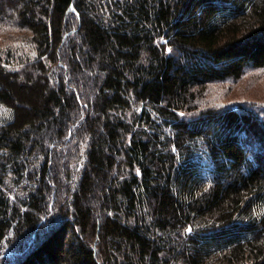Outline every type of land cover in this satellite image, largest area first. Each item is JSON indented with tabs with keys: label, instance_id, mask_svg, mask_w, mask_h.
<instances>
[{
	"label": "trees",
	"instance_id": "trees-1",
	"mask_svg": "<svg viewBox=\"0 0 264 264\" xmlns=\"http://www.w3.org/2000/svg\"><path fill=\"white\" fill-rule=\"evenodd\" d=\"M0 28L31 48L0 44V264H264V117L200 103L264 67V0H0Z\"/></svg>",
	"mask_w": 264,
	"mask_h": 264
},
{
	"label": "rangeland",
	"instance_id": "rangeland-1",
	"mask_svg": "<svg viewBox=\"0 0 264 264\" xmlns=\"http://www.w3.org/2000/svg\"><path fill=\"white\" fill-rule=\"evenodd\" d=\"M12 31L14 30L0 28V44L5 45L9 43L14 48L17 47L22 51L29 52L31 48L27 43L28 41L18 38L21 36L18 31ZM97 71V67H93L89 73L96 76ZM200 103L204 106L219 107H237L239 104H243L257 109L264 117V67H249L238 79L211 82L205 90ZM11 116V109L5 104L0 103V123ZM84 147L85 144L82 143L80 145L81 150Z\"/></svg>",
	"mask_w": 264,
	"mask_h": 264
}]
</instances>
